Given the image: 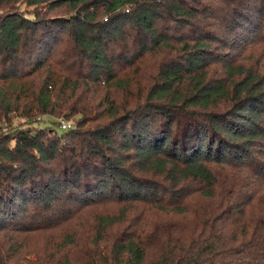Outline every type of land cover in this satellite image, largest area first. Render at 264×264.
<instances>
[{"label": "trees", "instance_id": "16d2710c", "mask_svg": "<svg viewBox=\"0 0 264 264\" xmlns=\"http://www.w3.org/2000/svg\"><path fill=\"white\" fill-rule=\"evenodd\" d=\"M14 116L0 264H264V0H0Z\"/></svg>", "mask_w": 264, "mask_h": 264}, {"label": "rangeland", "instance_id": "374dc122", "mask_svg": "<svg viewBox=\"0 0 264 264\" xmlns=\"http://www.w3.org/2000/svg\"><path fill=\"white\" fill-rule=\"evenodd\" d=\"M22 9L23 10H27V11H31L34 9V7H29V6H26V5H22ZM255 56V55H254ZM40 118V122H42V124H47V123H50V125L56 129V131L58 133H63L65 130H63L61 127H60V123L62 120H66V121H73L74 124H76V119L75 118H64V117H61V116H58L57 118H51V117H48V116H44V115H40L39 116ZM39 120V119H38ZM22 121H24V118L22 117H18V116H14L13 117V121L10 123V121H7L5 123H3L0 127V130H8L10 129L12 126H16L18 124H20ZM55 122V123H54ZM121 206H118V205H111V204H108L106 206H104V208L102 209H99V210H94L95 213H106V212H109L110 214H113V215H118L120 210H121ZM60 241L63 242L64 241V236L63 235H60ZM35 241H41L44 245V242H43V239L37 237ZM40 243V242H39ZM41 244V243H40Z\"/></svg>", "mask_w": 264, "mask_h": 264}, {"label": "built area", "instance_id": "2783aa9c", "mask_svg": "<svg viewBox=\"0 0 264 264\" xmlns=\"http://www.w3.org/2000/svg\"><path fill=\"white\" fill-rule=\"evenodd\" d=\"M60 127L63 129V130H71V129H74L76 127V124H74L73 121H66V120H62L61 123H60Z\"/></svg>", "mask_w": 264, "mask_h": 264}]
</instances>
